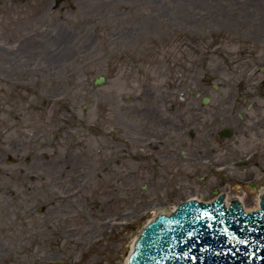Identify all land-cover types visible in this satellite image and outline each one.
<instances>
[{"label": "rangeland", "instance_id": "rangeland-1", "mask_svg": "<svg viewBox=\"0 0 264 264\" xmlns=\"http://www.w3.org/2000/svg\"><path fill=\"white\" fill-rule=\"evenodd\" d=\"M202 79L218 89L203 85L211 101L196 113ZM263 79L264 0H0V264H126L151 219L143 207L215 181L194 184L197 143L178 130L197 116L217 127V103ZM252 101L236 104L237 128L255 142L264 113ZM159 122L164 146L148 149ZM259 157L231 174L257 188L219 182L229 197L264 184Z\"/></svg>", "mask_w": 264, "mask_h": 264}, {"label": "flooded vegetation", "instance_id": "flooded-vegetation-1", "mask_svg": "<svg viewBox=\"0 0 264 264\" xmlns=\"http://www.w3.org/2000/svg\"><path fill=\"white\" fill-rule=\"evenodd\" d=\"M249 79L248 81H250ZM203 83L200 85L202 87L196 88L195 91H191L194 99L196 100L191 106V111H196V113L204 112L206 107L211 101V96L208 90L203 85H210L212 89H218L217 85L209 84L208 80L202 79ZM252 82V81H251ZM254 93H234L232 94V100L230 103H227L226 100L220 101L217 103V107L219 109L226 108L227 112L225 113V117L222 116H213L212 122H216V126L210 125L209 121L202 119L200 116L196 117L195 123L193 125H186L181 128V131L178 130L179 138L181 141H184V136L189 137L195 143H197L196 147L192 150L193 158H186L189 162H192V169L195 172H192L190 175L195 181L194 184H208L210 179L214 178L215 181L209 188L198 189V187L191 192L187 193L186 196L180 198L179 201L175 202L174 205L158 203L149 205L147 207H143V213H158L163 211H169L171 208H178L184 202L194 201L198 203V205H210L213 203L220 204V208H224L229 210L233 207H238L244 213H254L257 211H261L264 207V184L259 187L257 193L253 194L251 198L254 196H259V206L255 209L246 210L245 204L246 202L251 201V198H238L236 196L230 195L229 197L226 193L227 191L221 189V184L219 182H232L235 183L236 179L242 182V187H248V189H256L255 185V177L251 175L249 177H240L233 171H239L245 169L249 165H257V161L262 154H264V138L261 140L253 142L251 138L244 134L240 133V129L237 127H241L244 121L247 118V115L240 109H237L239 105H236L239 101L246 99L250 95L255 96V101L249 102L245 104V109L260 108V111L264 113V79L258 84L254 85ZM239 87V86H238ZM240 88V87H239ZM238 88V89H239ZM237 89V88H236ZM242 89V88H240ZM184 97L179 96V101H183ZM241 124V126H239ZM252 127L258 129L260 127H264L262 122L254 119L252 121ZM204 128V130L200 131L199 128ZM169 128V125H165L163 123L158 124L156 128H154V133L156 136L148 135L145 138L144 145L149 148H157L160 146H164L162 143V137ZM242 134L240 137L239 135ZM199 136V137H198ZM197 140V141H196ZM194 145V143H193ZM224 148L226 155L219 156L217 154V150L219 148ZM149 151V150H147ZM145 151V153H147ZM229 152V154H227ZM144 153V154H145ZM184 154L180 149V154ZM181 154V155H182ZM229 155V156H227ZM190 172H188L189 174ZM227 175L229 178H227ZM198 191H206L205 193L199 194ZM198 195V196H197ZM198 198V199H197ZM228 202L227 206L225 202ZM105 221L109 224L116 225L120 222L123 223L121 218L117 216H107Z\"/></svg>", "mask_w": 264, "mask_h": 264}, {"label": "water", "instance_id": "water-1", "mask_svg": "<svg viewBox=\"0 0 264 264\" xmlns=\"http://www.w3.org/2000/svg\"><path fill=\"white\" fill-rule=\"evenodd\" d=\"M103 80L98 77L94 84ZM262 209L244 214L238 207L226 211L218 203H184L141 230L129 264H264Z\"/></svg>", "mask_w": 264, "mask_h": 264}, {"label": "bare ground", "instance_id": "bare-ground-1", "mask_svg": "<svg viewBox=\"0 0 264 264\" xmlns=\"http://www.w3.org/2000/svg\"><path fill=\"white\" fill-rule=\"evenodd\" d=\"M61 170L62 169H59V168L56 169L55 168L56 176L59 177V178H61V179H63V178L65 179V177L67 175H65ZM259 198H260L259 196L258 197L257 196H254L253 198H251V201L246 202L244 208L246 210H251V209L257 208L259 206ZM225 204L227 206V204H228L227 200H226ZM174 211H175V208L173 207V208H171L169 210V213H172ZM169 213H167V214H169ZM145 233H146V231L142 234L143 237H144ZM138 240H141V235H136V237L129 244V249L126 251V257H125L126 258V264H129V259L128 258L130 256L131 252H134L137 249V247H135V244L137 243Z\"/></svg>", "mask_w": 264, "mask_h": 264}]
</instances>
